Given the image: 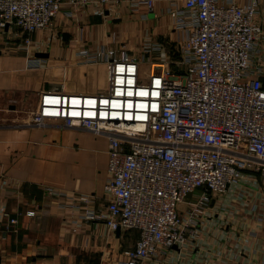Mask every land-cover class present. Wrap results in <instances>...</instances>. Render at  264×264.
I'll list each match as a JSON object with an SVG mask.
<instances>
[{"label":"built area","instance_id":"obj_1","mask_svg":"<svg viewBox=\"0 0 264 264\" xmlns=\"http://www.w3.org/2000/svg\"><path fill=\"white\" fill-rule=\"evenodd\" d=\"M109 1L0 0V34L16 29L27 49L34 33L53 32L63 8L72 17L80 7ZM153 2L146 1L149 11ZM184 5L194 27L180 51L183 69L161 66L143 77L135 59L107 51L91 58L106 67L104 93L43 92L30 117L31 125L60 122L107 138V207L95 211L89 197L79 201L86 221L138 233L122 264H144L159 249L188 246L213 197L245 172L264 177V55L255 59L264 22L257 20L258 3ZM169 16L176 26L186 22L177 12ZM181 204L187 205L184 213Z\"/></svg>","mask_w":264,"mask_h":264},{"label":"crops","instance_id":"obj_2","mask_svg":"<svg viewBox=\"0 0 264 264\" xmlns=\"http://www.w3.org/2000/svg\"><path fill=\"white\" fill-rule=\"evenodd\" d=\"M146 1L110 0L101 8L80 7L72 17L63 8L53 32L34 33L27 49L16 29L0 35V264H122L123 252L135 245L137 232L86 221L79 201L89 197L95 211L107 207V138L60 122L31 125L30 117L43 92L104 93L107 88L76 83L97 63L106 73L91 58L107 51L135 59L143 77L179 63L175 57L182 61L193 15L184 0H153L152 11ZM255 1L264 22V0ZM171 12L184 15L183 26ZM263 43L264 37L256 60ZM244 177L212 198L197 239L183 249H159L144 264H264V177ZM10 219L17 223L9 225Z\"/></svg>","mask_w":264,"mask_h":264},{"label":"rangeland","instance_id":"obj_3","mask_svg":"<svg viewBox=\"0 0 264 264\" xmlns=\"http://www.w3.org/2000/svg\"><path fill=\"white\" fill-rule=\"evenodd\" d=\"M52 33V32H51ZM3 34V33H2ZM1 35V34H0ZM21 38V34H20ZM175 62H179L176 64H170L169 67L171 70L183 69L185 67L183 61H179L178 57H175ZM92 75L86 79L85 81H81L80 83H76L80 88H89V89H104L107 88L106 82V73L104 66L97 63L96 66L93 67ZM190 196L187 197V201L189 200Z\"/></svg>","mask_w":264,"mask_h":264},{"label":"water","instance_id":"obj_4","mask_svg":"<svg viewBox=\"0 0 264 264\" xmlns=\"http://www.w3.org/2000/svg\"><path fill=\"white\" fill-rule=\"evenodd\" d=\"M39 57H42V56H47V55H42V54H38Z\"/></svg>","mask_w":264,"mask_h":264}]
</instances>
